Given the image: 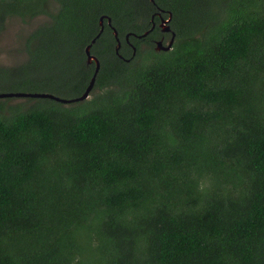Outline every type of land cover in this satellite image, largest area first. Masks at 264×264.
Returning <instances> with one entry per match:
<instances>
[{
	"label": "trees",
	"instance_id": "obj_1",
	"mask_svg": "<svg viewBox=\"0 0 264 264\" xmlns=\"http://www.w3.org/2000/svg\"><path fill=\"white\" fill-rule=\"evenodd\" d=\"M103 14L87 99L0 98V264H264V0H0V93L80 97Z\"/></svg>",
	"mask_w": 264,
	"mask_h": 264
},
{
	"label": "rangeland",
	"instance_id": "obj_2",
	"mask_svg": "<svg viewBox=\"0 0 264 264\" xmlns=\"http://www.w3.org/2000/svg\"><path fill=\"white\" fill-rule=\"evenodd\" d=\"M49 7L56 11L58 3L50 1ZM166 14L168 15V12ZM49 21L50 18L46 15H39L31 19L26 18L25 20L16 15L7 16L4 20L3 29L0 31V67H11L25 62L27 60V38L36 28ZM0 91H3L1 85ZM24 100L22 97H17L7 103L14 105ZM2 110L0 109V112L7 113L6 108Z\"/></svg>",
	"mask_w": 264,
	"mask_h": 264
},
{
	"label": "water",
	"instance_id": "obj_3",
	"mask_svg": "<svg viewBox=\"0 0 264 264\" xmlns=\"http://www.w3.org/2000/svg\"><path fill=\"white\" fill-rule=\"evenodd\" d=\"M151 1L154 2V0H151ZM157 15H159V17H160L159 27H160L161 31L162 32L171 31L170 22L172 20V13L168 12V18H164L163 16H161V12H159V11L157 12ZM154 17H155V15L152 16V20H153L152 22L153 23H152L151 28L148 31H146L145 33H143L142 35H136L138 38H142V37L147 36L149 34V32L155 28ZM105 21H106L107 25L109 27H111L113 30V34H114L116 41H117V45L115 47V52L117 54H119V49L121 47V41H120V38L118 36V31L116 30V28L112 24V18L108 15L103 14L99 18V25H100L99 33L97 34V36L94 39H92L91 43L88 44L85 48V54L87 57L86 63L89 65L94 63L95 64V72L91 78V81H90L88 87L86 88L85 92L80 97L73 98V99H65V98H61L59 96H56L52 93H48V92H40V93L39 92H35V93L10 92V93H0V98H5V97L50 98V99L59 101V102L64 103V104H70L73 102L83 101V100L87 99L90 96L92 89L94 88L96 78H97V74L100 70V61L94 54H92L91 47L96 42L97 38L100 37L101 33L104 31ZM129 35H130V33L127 34L125 37L127 42H129ZM174 38H175V34L172 33L171 39L169 41H167L166 43H164L163 40L156 41L155 42V50L156 51H168V50H170L172 48L173 43H174ZM133 50H134L133 51V56H134L136 53L135 47H133ZM119 56L122 57L121 55H119Z\"/></svg>",
	"mask_w": 264,
	"mask_h": 264
},
{
	"label": "flooded vegetation",
	"instance_id": "obj_4",
	"mask_svg": "<svg viewBox=\"0 0 264 264\" xmlns=\"http://www.w3.org/2000/svg\"><path fill=\"white\" fill-rule=\"evenodd\" d=\"M162 14V13H161ZM158 17H159V15H157ZM162 16V15H161ZM159 23H160V17H159V21H158V23L156 24L155 23V28L158 26L159 27ZM154 28V29H155ZM159 29H160V27H159ZM161 30V29H160ZM162 32V31H161ZM163 33V35H162V37L160 38V39H157L156 41H158V40H163V42H167L170 38H171V36H172V33H171V31H169V32H162Z\"/></svg>",
	"mask_w": 264,
	"mask_h": 264
}]
</instances>
